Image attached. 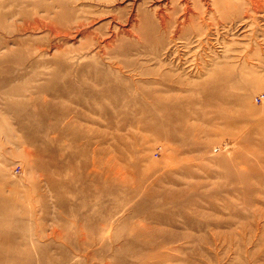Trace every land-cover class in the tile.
I'll return each mask as SVG.
<instances>
[{
	"label": "rangeland",
	"instance_id": "obj_1",
	"mask_svg": "<svg viewBox=\"0 0 264 264\" xmlns=\"http://www.w3.org/2000/svg\"><path fill=\"white\" fill-rule=\"evenodd\" d=\"M201 2L0 0V264H264V14Z\"/></svg>",
	"mask_w": 264,
	"mask_h": 264
},
{
	"label": "bare ground",
	"instance_id": "obj_2",
	"mask_svg": "<svg viewBox=\"0 0 264 264\" xmlns=\"http://www.w3.org/2000/svg\"><path fill=\"white\" fill-rule=\"evenodd\" d=\"M198 1L201 2V0H197V2ZM219 1L220 0H202L201 3L206 4L209 7L199 9V7L197 8L196 6V11L203 10L204 12L202 13L194 12L193 10L190 11L188 9L187 12L189 13V16H186V21H190L192 17H209L216 19L223 25L228 23L233 24L240 21L242 23L249 22L248 24L252 26V24H255L254 19L258 15L264 14V0H223L221 5H217Z\"/></svg>",
	"mask_w": 264,
	"mask_h": 264
},
{
	"label": "built area",
	"instance_id": "obj_3",
	"mask_svg": "<svg viewBox=\"0 0 264 264\" xmlns=\"http://www.w3.org/2000/svg\"><path fill=\"white\" fill-rule=\"evenodd\" d=\"M258 100H261L260 98H258Z\"/></svg>",
	"mask_w": 264,
	"mask_h": 264
}]
</instances>
